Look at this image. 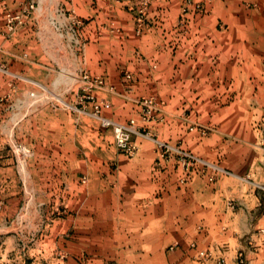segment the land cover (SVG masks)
Listing matches in <instances>:
<instances>
[{
	"label": "crops",
	"instance_id": "obj_1",
	"mask_svg": "<svg viewBox=\"0 0 264 264\" xmlns=\"http://www.w3.org/2000/svg\"><path fill=\"white\" fill-rule=\"evenodd\" d=\"M22 1L5 0L11 10H15ZM135 1L132 0L133 3ZM179 1L152 0L149 10L151 27L141 36H137L131 14L127 9L129 1L47 0V4L50 5L47 10L48 17L51 21L65 20L71 28V16L75 14L78 16L81 25L76 28V32L78 41L83 42L78 56L83 60L85 70L89 74L101 76L105 84H112L116 88L115 92L108 93V101L102 110L104 115L101 112L102 116L127 121L139 110L137 97L150 91L181 88L185 85L183 74L190 73L191 66L194 71H202V66L207 65L205 60L217 61L215 28H211L210 20L204 17H188L187 31H178L176 19L179 15ZM45 4L46 0H38L34 19L21 27L23 31L18 34L17 42L6 40L5 43L4 39L2 41L0 39V62L12 73L11 75L0 73L1 239L9 238L4 234L11 232L10 223L18 216L25 198V181L20 175L22 170L15 164L10 151V146H13L14 142L22 141L19 144L26 148H28L26 144L35 146V156L29 157L25 164L26 174L31 177L27 165L33 159L35 184H41L43 175L41 171L44 167L40 165L44 166L45 161L48 163L44 174L48 181L47 185L56 179L58 166L60 171H63L60 176L63 178L68 208L64 209V214L50 217L44 229H41L36 243L39 251L52 250L50 254L60 255L59 258L58 255L56 257L59 264H109V258L105 256L104 250L106 244L111 242L114 250L110 264H170V254L167 250L170 243L180 241L184 246L190 238L196 239L198 246L213 249V254L226 255L228 264H237L238 251H242L246 264H264L262 255L264 242L257 241L254 246H247L246 238L249 237H244V233L250 230L252 232L257 230L258 233V228L264 224V214L258 212L259 195L244 190V197L246 199L252 197L253 204L232 213L233 217H239V220L237 223L235 220H229L225 228L227 235L219 231L215 219L210 224L206 221L207 217L222 216L218 212L217 200L224 204L220 196L226 197L230 193L228 188L230 184L224 182L226 177L210 183L206 178L203 180L194 174L185 184L179 185L175 182L178 180L176 176L180 173L179 166L174 172L171 164L167 163L163 171H154L152 150L145 144L141 145L140 152L134 157L117 153L107 145L109 140L107 133L111 131L109 128L104 129L110 131L94 132L96 143L90 147L92 151L87 155L90 160L84 155L78 156L76 148L71 149L70 146L52 142L54 132H48L46 137H49L46 140L45 134L37 132V126H34L33 130L35 143L26 140V133H21L20 124L23 125L25 120L33 119L38 113L46 114L49 120L51 118L54 120L56 115L55 110L42 107L38 113L30 116L31 112L26 111L23 88L29 78L38 83L46 82L55 69V66L42 59V52L35 41L29 40L34 36L30 26L39 24V20L43 19L40 18V11ZM60 9H63L68 17L72 14L69 17L70 21L68 17L58 14ZM0 30L5 32L1 10ZM228 54L224 53V65L225 68L231 69L232 57H228ZM204 57L207 59L202 61ZM26 60L30 62L29 65L25 63ZM191 61H194V65H189ZM202 62L204 65H201ZM123 70L132 73L131 81L124 85L119 75ZM33 73L35 76L32 78L30 75ZM40 73L47 75L42 79L43 77L37 76ZM82 82L85 84L83 80ZM83 91L86 92L84 89ZM93 92L94 89L91 93ZM177 98L176 104L179 105L181 96ZM164 99L167 100L165 109L169 113L171 106L175 104L172 103L174 97L171 95ZM181 100L184 101L183 98ZM37 101H30V105ZM84 104L87 109H91L89 101L84 100L82 106H85ZM256 135L257 139L262 136L258 132ZM257 139L256 144L251 145L256 148L252 159L246 156L245 160V153L241 149L232 150L236 154H242L243 171L236 172L234 178L242 180L239 175H244L264 184V148L261 147L263 138L260 141ZM105 157L113 160L116 165L111 175L107 176L100 173L104 168L103 163L107 161ZM88 169H91L92 173H89ZM85 173L88 174L89 183L86 187L79 183L76 185L78 175L80 182L85 183L86 179L83 181ZM111 182L113 186L110 185ZM244 189H248V186ZM50 194L51 192L48 195ZM4 243L3 239L1 246ZM135 250H144V253H140L141 257H138ZM177 251L171 252V255ZM215 254L214 257H217ZM215 259L207 260L203 264H215ZM2 260L5 263L0 264H8V259L4 256L1 257L0 261ZM178 260L174 263H180ZM34 261L33 259L32 263L27 264H34ZM55 263L54 257L49 262H44Z\"/></svg>",
	"mask_w": 264,
	"mask_h": 264
},
{
	"label": "rangeland",
	"instance_id": "obj_2",
	"mask_svg": "<svg viewBox=\"0 0 264 264\" xmlns=\"http://www.w3.org/2000/svg\"><path fill=\"white\" fill-rule=\"evenodd\" d=\"M123 1H129L127 9L133 20V10L129 7L137 6L138 0L135 3L132 0ZM191 1L192 4H188L187 0L179 1V15L176 19V27L179 32H186L188 17L191 16L204 17L210 20L211 28H215V60L217 59V61L205 60L207 65L202 66V71H194L191 66V72L183 74L185 80L183 83L185 85L181 88L172 90L160 89L156 92L150 91L140 95L136 98L139 110L131 117L138 119V125L141 126L140 130L143 134L146 133L151 138L164 142L182 152L190 153L200 162L192 161L189 163L186 161L183 165L181 157L176 151L169 150L163 154L151 139L143 136H133L132 140L136 145V151L131 156L116 149L111 129H104L97 120L81 111L83 101L86 100L82 98L86 93L83 91L85 85L82 82V75L84 72L89 76L94 74H89L85 70L82 64L83 60L78 56L83 42L78 41L76 44L72 39V33L74 34V32L70 30L68 22L65 23V20L61 22L51 21L48 17L47 10L50 5L47 4V0L40 11V18L42 17L43 19L39 20V24L30 26L34 36H31L29 40L35 41L38 49L42 52V59L46 60V63L55 66V69L50 74L49 80L44 83L39 82V84L46 87L45 91L38 88L36 85L38 81L31 78L25 81L23 88L26 98L25 107L26 111L31 112L30 116L38 113L42 107L55 110L56 115L54 120L53 118L49 120L46 114L42 115L40 113L35 115L33 119H29L30 116H28L27 119L29 120H25L23 125L20 124L21 133H26L28 142L35 143L34 126H37V132L39 133L40 131L41 134H45V137L48 132H54L55 138L51 137L52 142L65 145L66 147L70 146L71 149L72 147L76 148L78 156L84 155L90 160L87 155H90L92 151L90 147L95 146L96 143L94 132L109 130L110 132L107 134L110 141L107 140V145L111 146L117 153H122L127 157H134L140 152L141 145L145 144L152 150V167L154 171H163L167 163L171 164L174 172L179 166L180 173L177 176L175 174L176 179H178L175 182L179 183V185L185 184L191 175L194 174L202 177L203 180L206 178L210 183L226 177L224 182L230 184L228 187L230 193L226 197L225 195L220 196L224 200V204L217 200L218 212L222 216L207 217L206 221L210 224L215 219V225H219V231L223 235H227L225 228L228 226L229 220H235L236 223L239 220V217H233L232 213L241 211L240 209L245 207H251L253 204L252 197H247V199L244 197V190L249 191L250 194L259 195L260 205L258 212L260 211L264 214V190L259 188L260 185L264 186V184H260L244 175L239 176L245 181L240 180V178H234L236 172L240 173L243 171L241 167L242 154H236L232 151L241 149L245 153V160L246 156L252 159L256 148L251 145L256 144L257 132L260 135L262 134L263 142L261 147L264 148V0ZM151 3L152 0H150L146 11V18L150 23V27L149 10ZM197 3H199L198 8L195 6ZM34 14L35 11L29 21L34 19ZM63 16L68 17L66 14H63ZM75 17L78 16L75 14ZM22 31L21 27L13 34L3 33L0 30V39L1 41L4 39L5 43L6 40H12L11 42L15 43L17 42L18 34ZM224 53H229L228 57H232L231 69L225 68ZM218 56L222 57L219 58ZM12 59L15 60L14 58ZM204 59L207 58H202V61ZM35 61L39 63L38 60ZM25 63L30 64L27 60ZM189 63V65H194V61ZM201 65H204V63L202 62ZM125 71H128L132 78L131 71L123 70L119 74L123 85L131 81V78L129 80L124 79ZM45 75L47 74H37V76L43 77L42 79L46 77ZM30 76L33 78L35 73ZM106 85L113 86L109 83H106ZM94 91L93 95L100 104L102 112L107 103L106 101H108V93L115 92L116 88L113 86V90L101 88L94 89ZM31 92L37 95V100L42 99L43 101H37V103L30 105L33 102L32 97H30ZM102 93L105 95H102ZM171 95L174 97L172 103L175 104L171 106V111L167 113L165 109L167 100L164 97H171ZM177 96H181L179 105L176 104ZM147 97H153L157 105H153L154 108L149 114L148 121L141 122L138 115L140 110H144L145 107L140 102L142 98ZM182 98L184 101L181 100ZM48 102L53 104H48ZM64 104H69L74 110L67 108ZM47 109H45L46 112L49 110ZM104 117L109 118L107 116ZM118 122L123 123L126 120ZM48 137H46V140ZM261 138L259 137L257 141H260ZM20 142L14 143L19 144ZM197 143L198 147H196ZM26 145L30 149V155L25 159L17 156L10 148L15 164H18L22 170L20 175L25 181V198L18 216L10 223L11 232L4 234V236L8 235L9 238H3L5 243L2 246L1 241L3 239L0 237V259L4 256L8 259V264H27L32 263L33 259L35 260L34 264H44L45 261L49 262L54 257L55 264H59L56 260L58 254H50L52 250L41 249L39 251L36 243L38 242L41 229H44L50 217L62 215L65 213L64 209L68 208L65 202L63 178L60 176L63 171H60L58 166L56 179L52 180V184L47 185L48 181L44 174L47 171L48 163L45 161L43 162L44 166L40 165L44 167V170L42 169L43 171H41L43 173L41 184H35L33 159L27 165L31 177L27 176L25 168L27 159L35 156V146ZM58 154L60 155L61 153L59 152ZM38 156L39 154H37ZM41 158L44 157L41 156ZM105 158L107 161L103 163L104 168L100 173L107 176V174L111 175L116 165L113 160ZM74 168H76L75 165ZM88 170L89 173H92L91 169ZM84 175L85 183L80 182L79 175L78 177L74 175V177L78 178L76 185L82 184L86 187L89 183V177L87 173ZM246 181L248 183H245ZM110 185L113 186L114 184L111 182ZM243 186H248V189H244ZM50 192L51 194L48 195ZM254 233L256 236H254ZM245 236L249 237L246 238L247 246H254L253 244L257 241L264 242V235L257 233V230L255 232L250 230L244 233ZM111 243L106 244V249L104 250L105 256L109 258V264L112 262L114 250ZM207 247L198 246L197 240L192 238L188 239L184 246L180 241H174L167 248L170 254V264H175L174 262L178 259L180 262L178 264H203L213 258H216L215 264H228L226 255L214 253L217 256L214 257V250ZM175 251L177 252L171 255V252ZM135 252H138V257H141L140 253H144V250H135ZM208 252H210V255L206 256ZM240 252L242 253V251H238L236 258H238ZM150 254L153 255L152 252ZM262 255L264 256V251H262ZM241 257L243 258V264H246L243 253ZM0 262L5 263L4 260Z\"/></svg>",
	"mask_w": 264,
	"mask_h": 264
},
{
	"label": "built area",
	"instance_id": "obj_3",
	"mask_svg": "<svg viewBox=\"0 0 264 264\" xmlns=\"http://www.w3.org/2000/svg\"><path fill=\"white\" fill-rule=\"evenodd\" d=\"M38 0H23L17 5L15 10H11L8 5L6 4L5 0H0V10L4 16L5 22V33L13 34L18 28L22 27L26 22H28L32 17L33 13L36 9ZM150 0H138L137 6H130L129 8L133 10V24H134V32L136 35H141L144 32L150 29V23L146 18V11ZM188 4H192L191 0H187ZM197 8L199 3L195 5ZM58 14L63 15L65 11L63 9L58 10ZM72 15V14H71ZM70 15V16H71ZM69 16V17H70ZM72 26L70 30L74 32L72 33V39L78 43V37L76 28L81 25V20L74 15L71 16ZM75 28V29H74ZM74 36V38H73ZM0 73L11 75L12 73L8 70L7 66L0 62ZM131 78V74L128 71L124 72V79L129 80ZM82 80L85 82V87L83 88L86 90V93L82 96L87 101L91 103V109L87 110L85 106H81V111L90 115L91 117L95 118L101 127L103 128H110L113 136V143L115 147L124 152L126 155H132L136 151V145L134 144L132 138L133 136H143L147 139H151L160 150L166 153L169 150H174L177 154L180 155L182 164L184 165L186 161L190 162H200L195 156L190 153L182 152L177 148H173L161 142L157 139L151 138L148 134H143L140 130L141 126L138 125V119L131 117L126 122H118L112 119L106 118L101 115V107L100 104L97 102L95 96L91 93L92 89H101L107 88L109 90H113V86L106 85L103 78L101 76H89L86 72L82 75ZM37 87L40 88L42 91H45V87L39 83H36ZM30 97H32L33 101H37V95L33 92L30 93ZM43 97V96H40ZM141 105L145 107L144 110H140L138 115L139 120L141 122L148 121L149 114L154 108L153 105H157L156 101L153 100V97L142 98L140 102ZM67 108L74 110V108L70 107L69 104H64ZM12 151L19 157L25 159L30 155V149L26 148L22 144H14L10 146ZM85 178H83V181ZM259 188L264 190V186L260 185ZM258 233L264 235V224L258 228ZM210 252L207 253L206 256H209ZM220 264V263H219ZM237 264H243V258L241 254L238 255Z\"/></svg>",
	"mask_w": 264,
	"mask_h": 264
}]
</instances>
